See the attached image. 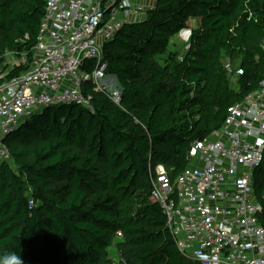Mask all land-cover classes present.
<instances>
[{
	"label": "trees",
	"instance_id": "trees-1",
	"mask_svg": "<svg viewBox=\"0 0 264 264\" xmlns=\"http://www.w3.org/2000/svg\"><path fill=\"white\" fill-rule=\"evenodd\" d=\"M45 6L0 0V56L30 57ZM185 29L191 39L182 59L169 52L160 65L156 58ZM102 58L120 87L118 104L89 82L83 94L93 111L50 107L5 138L0 254L22 251L26 264H111L114 246L120 264H198L178 251L150 202L151 179L158 166L179 175L191 146L219 130L227 110L264 79V0H157L148 19L104 45ZM95 68L89 62L85 70ZM252 189L260 201L264 154ZM29 198L36 208L29 210Z\"/></svg>",
	"mask_w": 264,
	"mask_h": 264
},
{
	"label": "built area",
	"instance_id": "built-area-1",
	"mask_svg": "<svg viewBox=\"0 0 264 264\" xmlns=\"http://www.w3.org/2000/svg\"><path fill=\"white\" fill-rule=\"evenodd\" d=\"M156 5L157 0H46L30 57L0 56V163L10 161L5 138L31 115L59 105L93 111L91 97L83 94L87 83L119 103L120 88L107 84L103 47L125 26L148 19ZM178 39L186 51L191 30H182ZM89 62L96 65L91 72L85 70ZM22 67L24 72L10 77ZM227 72L232 74L229 67ZM263 154L264 79L227 110L219 130L191 146L179 175L171 179L164 167L154 170L149 200L160 207L183 256L198 264H264V192L257 201L252 189ZM36 206L29 198V210Z\"/></svg>",
	"mask_w": 264,
	"mask_h": 264
},
{
	"label": "rangeland",
	"instance_id": "rangeland-1",
	"mask_svg": "<svg viewBox=\"0 0 264 264\" xmlns=\"http://www.w3.org/2000/svg\"><path fill=\"white\" fill-rule=\"evenodd\" d=\"M193 23L196 24L195 21H193ZM193 24V25H195ZM197 25V24H196ZM184 43L181 42L179 39H178V34L175 35L173 38H171V41H170V45L166 51L165 54H163L162 56H159L156 58V61L160 64V65H163V61L161 59H163L166 55H168L169 52H174V53H179L181 55H183V53L185 52L184 50ZM109 82H107V84L111 87V88H114V89H117V88H120L116 79L115 78H109L108 80ZM232 88H236V84H234V82L232 83L231 85ZM115 248L114 246L109 249V254H110V258L112 259V261H116V260H119V257L115 254Z\"/></svg>",
	"mask_w": 264,
	"mask_h": 264
},
{
	"label": "clouds",
	"instance_id": "clouds-1",
	"mask_svg": "<svg viewBox=\"0 0 264 264\" xmlns=\"http://www.w3.org/2000/svg\"><path fill=\"white\" fill-rule=\"evenodd\" d=\"M21 252L6 251L0 254V264H26Z\"/></svg>",
	"mask_w": 264,
	"mask_h": 264
},
{
	"label": "crops",
	"instance_id": "crops-1",
	"mask_svg": "<svg viewBox=\"0 0 264 264\" xmlns=\"http://www.w3.org/2000/svg\"><path fill=\"white\" fill-rule=\"evenodd\" d=\"M195 22H196V21H195ZM193 24H195V23L192 22V27H193V28H196V27H197V25H196L197 23H196L195 25H193Z\"/></svg>",
	"mask_w": 264,
	"mask_h": 264
}]
</instances>
